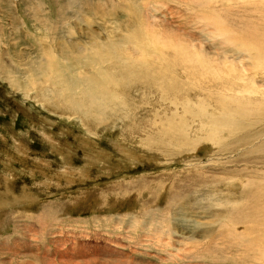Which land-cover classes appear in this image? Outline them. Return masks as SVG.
Returning a JSON list of instances; mask_svg holds the SVG:
<instances>
[{"label": "rangeland", "instance_id": "374dc122", "mask_svg": "<svg viewBox=\"0 0 264 264\" xmlns=\"http://www.w3.org/2000/svg\"><path fill=\"white\" fill-rule=\"evenodd\" d=\"M30 1L33 6L38 2ZM89 1L102 8V13L115 11L117 20L122 19L126 5L142 6V29L150 32L153 28L152 34L172 43L176 52L185 51L193 62L203 60L202 73L220 68L221 76L234 73L236 79L244 77L237 80L240 85L258 77L264 81L263 72L256 74L250 65L243 72L234 46L249 44L247 26L257 14L252 11V15L247 7L264 4V0ZM38 3L51 19L56 17L54 0ZM26 5L25 0H10V14L4 15L5 5L0 4L1 65L15 60L18 65H27L31 57L34 59L28 33L47 38L33 32ZM74 13H70L72 21ZM11 17L17 21V30L22 31L24 43L18 48L15 44L19 41L5 36L12 28L15 31ZM115 17L90 18L89 28L75 24L72 39L83 41L96 34L104 39L106 31L116 29ZM212 30L225 33L235 44H224L212 36ZM25 46L32 48L28 60H21L23 56L15 59L19 52L25 53ZM45 101L50 108L22 98L0 78V197H7L4 191L8 182L14 195L29 192L37 198L33 203L11 202L0 210V264H264V233L233 226L222 212H227L230 205L217 206L218 200H192L191 211H186L184 218L177 217L175 204L182 205L192 172L182 161L172 162L168 155L155 154L144 144L150 119L143 108H138L130 125L112 122L88 132L81 120L67 116L70 113L66 114L57 102ZM117 118L124 119V113L117 110ZM44 134L54 143L43 138ZM85 139L92 143L88 146ZM116 143L130 148L137 158L125 157ZM209 152L208 144L201 145L196 156L206 161L204 156ZM210 174L206 176L216 177ZM241 188L235 184L222 190L238 195ZM243 203L244 211L251 208L248 202Z\"/></svg>", "mask_w": 264, "mask_h": 264}, {"label": "bare ground", "instance_id": "6f19581e", "mask_svg": "<svg viewBox=\"0 0 264 264\" xmlns=\"http://www.w3.org/2000/svg\"><path fill=\"white\" fill-rule=\"evenodd\" d=\"M25 1L29 13L26 17L33 22V32L45 34L47 38H36L28 33L31 37L27 39L28 44L35 49L36 55L27 65L22 63L24 61L18 65L15 59L23 56L21 60H28L27 56L32 54V48L26 47L28 45L25 53L19 52L14 57L15 63H0V78L11 91L39 103L44 109L50 108L44 100L57 102L66 114L70 113L67 116L81 120L82 127L88 132L112 122L130 125L138 108H143L142 112L146 111L145 116L150 119L144 144L155 154L168 155L174 159L172 162L182 161L192 172L191 183L187 180L186 184L188 193L181 199L184 200L182 205L175 204L177 217L184 218L186 211H191L192 200H218L217 206H231L227 212L221 211L227 214L233 226L240 229L245 226L246 231L264 233L263 80L253 78L250 84L240 85L237 81L240 77H232L234 73L221 76L220 68L202 73L203 60L193 62L185 51L176 52L171 48L172 43L161 41L152 34V27L150 32L142 29L144 22L140 18L144 9L140 5H126L122 19L117 20L115 11L102 13V8L89 0L80 5L77 0H54L56 17L51 19L49 13L42 11L39 0H35L36 6L30 0ZM0 4L5 5L3 14L9 15L10 0H0ZM247 9L257 14L247 26L250 27L247 32L249 44H235L232 38L231 41L239 54L237 61L243 72L248 71L250 65L256 74H264V4H253ZM77 10L88 15L87 20L77 14ZM72 11L75 12L73 21L70 17ZM113 17L116 29L106 31L104 39L100 34L90 35L83 41L72 39L71 28L75 24L83 23L89 28L92 24L90 18L113 20ZM68 20L69 24L66 23ZM11 23L15 31L12 32V28L5 36L19 41L15 44L18 48L24 43L20 38L22 31L15 27L17 21L13 17ZM1 30L3 28L0 29V35H3ZM210 33L222 39L224 44L231 43L230 37L223 32L212 30ZM149 45L153 48L149 49ZM31 91L34 95L29 94ZM117 110L124 113V119L117 118ZM150 110L154 112L150 113ZM43 138L54 143L46 134ZM85 141L88 146L89 142L92 143ZM205 144L211 150L204 156L206 161L196 156L199 146ZM116 147L125 157L137 158V153L132 154L127 146L116 143ZM209 173L216 177H207ZM235 184L242 187L238 195L222 190ZM7 185L8 182L4 191L7 197H0V210L11 202L37 199L29 192L16 196ZM240 202H248L251 208L244 211V203L241 206ZM219 211L215 213L216 217ZM215 219L218 223V217Z\"/></svg>", "mask_w": 264, "mask_h": 264}]
</instances>
